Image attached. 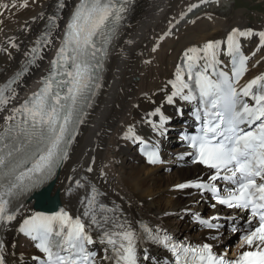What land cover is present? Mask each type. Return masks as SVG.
I'll return each instance as SVG.
<instances>
[{"label": "snow or ice", "instance_id": "1", "mask_svg": "<svg viewBox=\"0 0 264 264\" xmlns=\"http://www.w3.org/2000/svg\"><path fill=\"white\" fill-rule=\"evenodd\" d=\"M130 4L131 0H56L43 31L25 52L21 70L0 85V227L7 229L21 217L18 233L34 242L41 254L31 257L34 264H264V73L240 83L250 60L264 50V30L233 27L221 39L185 48L161 89L162 104L137 122L150 128V137L140 135L136 124L123 132L122 139L139 145L149 165L164 164L161 143L172 131L173 117L163 106H192L194 124L187 127L194 131L179 133L186 151L177 159L203 166L207 179L197 176L175 189H191L201 200L213 201V209L230 210L207 218L190 212L192 220L207 230L205 241L181 240L143 218L133 220L121 204L106 201L107 193L86 175L67 178V196L83 193L74 209L34 211L21 202L36 193L46 196L40 190L70 159L69 149L102 87L109 49L124 27ZM21 6L27 7L28 0ZM199 6L190 4L188 11ZM8 7L0 3V8ZM39 19L44 20L45 13ZM168 35L170 31L160 39ZM253 39L257 47L249 56L244 45ZM11 47L18 45L13 42ZM51 47L55 55L38 89L10 107L24 75L40 67ZM175 115L184 116L182 106L176 107ZM92 171L91 166L86 169ZM233 236L238 242L229 255L225 241ZM9 254L15 255L0 239V264H8Z\"/></svg>", "mask_w": 264, "mask_h": 264}, {"label": "bare ground", "instance_id": "2", "mask_svg": "<svg viewBox=\"0 0 264 264\" xmlns=\"http://www.w3.org/2000/svg\"><path fill=\"white\" fill-rule=\"evenodd\" d=\"M153 1L155 0H131L127 20L117 34L109 53L102 87L93 99L92 107L87 110L88 114L84 118L79 135L69 150L70 159L58 170L53 181L40 190L45 192L46 196L36 193L21 202L34 211L47 208L50 200L74 209L78 204L79 195L83 193L75 192L67 196V178L71 176L78 179L86 175L107 193L106 201L115 200L121 204L133 220L143 218L152 225L167 227L190 238L200 235L205 241L207 230H199V225L189 221L188 212L198 211L209 217L217 212L224 215L230 211L222 209L221 206L213 209V201L201 200L199 194L191 189L176 190L175 185L193 180L197 176L203 177L208 171L200 165L192 164L187 158L177 159L186 148L177 144L174 131H171L164 145L172 142L175 149L172 153H163L165 163L155 166L149 165L138 155L136 145L122 139L123 132L129 124H136L140 135L150 137V128L137 122L141 121L145 112L162 104L164 93L161 89H164L167 81L172 78L175 65L185 48L202 45L209 39H221L233 27H252L259 31L264 30V26L253 25L242 18L241 13L234 15L231 7L222 9L231 4L230 0H208L204 4H201L200 0H163L160 7L152 4ZM13 2L15 7L11 6ZM0 3L9 5L7 9L0 8V13H3L0 15L1 84L24 62L25 52L33 46L38 34L42 32L46 16L53 11L56 0H28L27 7L21 6L24 0H0ZM190 4L200 6L181 16ZM154 8L158 9V13H155L158 15L148 16L155 11ZM42 12L45 13L44 20L39 19ZM185 21L190 24L182 29L181 25ZM191 27H200V32L188 35L187 29ZM166 31H170V35L161 40L160 37ZM13 42L18 45L17 48L11 47ZM58 44L57 40L56 45ZM153 47L157 48L156 52L152 51ZM256 47V39L246 41L244 45L247 54L256 51ZM54 53L55 47L47 49L40 67L31 68L22 78L17 87L18 97L10 107L19 104L37 89L36 83L46 72ZM257 53L258 56L261 55V59L258 56L252 58L248 78L264 73V50ZM152 101H155V104ZM177 106H182L183 109L185 107L182 104H165L162 110L166 115L175 117ZM2 115L0 114V122ZM186 116L184 112L183 120H187ZM175 164L177 165L174 167ZM89 166L93 169L91 173L86 172ZM171 167L174 168L168 172ZM73 168L76 169L75 173ZM186 209L189 211L186 212ZM181 217L184 218L180 219ZM20 219L21 217H18L7 229L0 227V239L6 241L9 253H15L14 256L9 254L8 264H34L31 257L38 255V251L29 238L18 233ZM235 238L225 241L232 252L236 251L237 243L233 242ZM157 254L161 255V252Z\"/></svg>", "mask_w": 264, "mask_h": 264}, {"label": "rangeland", "instance_id": "3", "mask_svg": "<svg viewBox=\"0 0 264 264\" xmlns=\"http://www.w3.org/2000/svg\"><path fill=\"white\" fill-rule=\"evenodd\" d=\"M161 3L162 2L155 3V4H157V6L160 7V4ZM229 3H231V4L224 6V8H222V9H230V7H231L232 13L234 15L236 13H241V17L244 18V19H247L253 25H258L259 24V26H264V24H263L264 23V0H230ZM219 9H221V8H219ZM156 12L158 13V9L157 10L155 9V11H153L152 13H150L148 16L151 17ZM202 26H205V25H202ZM199 29H200V27H191V28H188L187 29V30H189L188 35L192 36L194 34L199 33L200 32ZM258 58L261 59V55L260 54H259ZM177 164H175L174 167ZM174 167H171L170 170H168V172L172 171V169ZM165 172H167V171H165ZM208 209H209V207H208ZM233 237H235V236H233ZM233 241L235 242V240H233Z\"/></svg>", "mask_w": 264, "mask_h": 264}]
</instances>
